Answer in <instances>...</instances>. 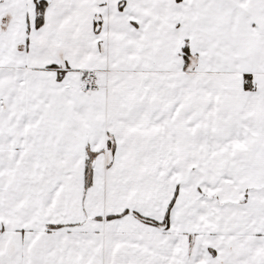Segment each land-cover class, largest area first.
Returning <instances> with one entry per match:
<instances>
[{
	"label": "snow or ice",
	"instance_id": "obj_1",
	"mask_svg": "<svg viewBox=\"0 0 264 264\" xmlns=\"http://www.w3.org/2000/svg\"><path fill=\"white\" fill-rule=\"evenodd\" d=\"M0 264H264V0H0Z\"/></svg>",
	"mask_w": 264,
	"mask_h": 264
}]
</instances>
